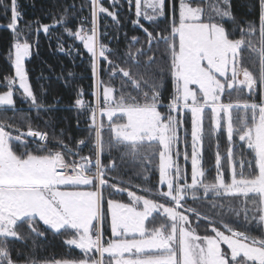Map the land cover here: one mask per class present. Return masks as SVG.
Listing matches in <instances>:
<instances>
[{
  "label": "snow or ice",
  "instance_id": "1",
  "mask_svg": "<svg viewBox=\"0 0 264 264\" xmlns=\"http://www.w3.org/2000/svg\"><path fill=\"white\" fill-rule=\"evenodd\" d=\"M90 3L88 29L83 21L75 31L67 27V9L53 25L41 27L48 33L50 27L64 26L68 36L79 40L90 55L94 102L86 101L81 89L74 106L87 113L89 136L94 134L95 159L72 149L62 133L56 136L53 132L50 137L48 132L29 126L27 132L15 129L18 134L13 135L6 130L12 125L0 123V264H18L12 258L9 241L25 240V227L35 237H44L47 231L54 235L71 232L72 238L66 243L81 250L84 258L52 264H264V0H258V20L238 19L233 14L232 0H134L136 19L132 23L144 38L141 42L140 37H131L132 44L120 63L110 58L119 57L100 40L98 30L99 14L106 13L118 24L117 13L104 7L101 0ZM128 3L132 5L133 0ZM4 11L11 13L7 27L14 42L8 58L14 76L5 77L8 90L0 94V108L14 105L13 87L17 84L33 106L43 107L25 68L32 45L20 39L17 0H9ZM142 19L149 22L151 31ZM161 22L165 27L157 31ZM161 43L165 48L158 57ZM136 44L140 47L133 52ZM247 56L255 57L257 74L245 66ZM101 61L108 65L110 81L120 80L119 88L100 78ZM165 78L171 80L173 88L167 103L163 97ZM129 86L132 91L127 90ZM245 90L250 100L232 101L234 93ZM206 111L212 134L226 127L230 145L238 136L250 150V158L240 160L238 171L229 147L228 180L219 151L214 182L204 180ZM183 113L191 114L190 183L186 169L174 159L179 157L176 146L183 125L182 115L178 119L176 114ZM104 117L111 136L107 142L109 152L122 150L121 159L141 163H150L158 154V190H140L159 195L170 204L110 183L109 168L101 159L106 147ZM50 142L56 147H49ZM85 143L83 139L78 141V145ZM188 159L185 152L184 160ZM111 170H115L114 161ZM109 187L116 193L127 192L129 202L107 199L105 207L104 190ZM197 188H202L205 196L211 192L215 197H242L241 206L229 205V210L238 221L243 215L246 228L255 221L261 228L260 236L236 230L221 219L222 231L211 217L186 207V195L192 190V198L197 199ZM186 213L195 217L197 227L200 220H208L214 235L198 234ZM158 217L164 222L156 226ZM106 222H110L111 238L105 237Z\"/></svg>",
  "mask_w": 264,
  "mask_h": 264
},
{
  "label": "trees",
  "instance_id": "2",
  "mask_svg": "<svg viewBox=\"0 0 264 264\" xmlns=\"http://www.w3.org/2000/svg\"><path fill=\"white\" fill-rule=\"evenodd\" d=\"M8 2L9 0H3V4H0V91L8 87L5 77L14 76V68L8 58V52L14 42L13 33L7 27L10 23L11 13L10 11L7 13L4 11V5ZM101 3L107 6L110 11L117 13L118 24L106 13H101L98 17V30L100 40L110 49H113L119 57L112 56L110 58L120 63L121 59L124 58V53L128 51L129 46L132 44L131 37L138 36L141 38V42L144 38V33L132 23L136 19L134 0L132 5H129L128 0H118V3L111 0H101ZM72 5H75V8L71 7ZM232 5L233 14L238 19L258 20V0H232ZM17 8L21 13V19L18 22V30L21 33L20 39H27L32 45V54L25 61L29 84L38 102L43 107L36 108L31 104L29 98L20 95L19 91L16 90L15 104L0 108V122L12 125L9 128L11 130L18 128L20 131H26L29 126L33 130H44L49 133L50 137L53 132L56 136H61L62 133V139L72 149L79 151L81 156H91L95 159L94 134L91 137L89 136L87 113L74 106V101L81 89L84 93L83 98L86 101L94 102L92 96L94 78L90 55L79 40L68 36L64 31V26L57 24L50 27L48 33H44L41 27L42 25H53L54 19L59 20L61 15L65 14V9H67L69 19L67 27L75 31L83 21L84 27L86 29L90 28L92 10L90 0H17ZM141 22L144 23L145 27H149L148 21L142 19ZM164 27L165 22H161L157 31ZM226 27L230 28L231 25L227 24ZM149 30L151 31L152 28L149 27ZM61 47L63 50H61ZM136 47H140V45H134L132 47L133 52ZM164 48L165 46L161 43L159 45L160 51L156 53L158 57L164 51ZM141 59L146 58L142 57ZM121 66L127 67L128 65L121 64ZM245 66L249 67L254 74L258 73V64L255 62L254 56L246 57ZM133 71L135 72L136 69L133 68ZM100 78L105 83L111 82L117 88L120 86L118 78L110 81L108 65L103 61L100 63ZM127 90L132 91L131 86ZM172 91L171 80L165 78L163 89L165 103H167ZM240 94H242L241 97H236V94L232 95V101L250 100L247 92L244 91ZM185 115L183 125L184 131L187 130V136L185 132L183 134L189 143L191 142V115L190 113ZM204 123L202 165L205 170V179L208 181L215 178L216 152L219 151L222 157L221 166L225 172L226 180H228L230 173L227 152L231 145L227 139L226 129L222 128L218 133L212 134L208 112H206ZM103 135L106 147L101 159L102 163L109 168L108 173L111 174V181L121 188L127 187L132 191H136L138 195L149 196V198L156 199L159 202L170 204L171 202L162 200L160 196L150 195L140 190L141 188H149L152 189L153 193L157 192L159 182L158 154L151 158L150 163L147 161L143 163L133 161L131 158L121 159L122 150L112 149L109 152L107 149V142L111 138L108 125L105 127ZM32 139L28 138L29 141ZM81 139L86 141L84 145H78V141ZM232 144L234 161L239 171L240 160L249 159L250 150L239 142L238 136H234ZM49 147L55 148L56 145L50 142ZM181 149L182 143H179L178 151ZM75 159H79V157H75ZM113 161L115 162L114 171L111 170ZM187 169L189 173L191 167L188 166ZM245 172L247 173L246 166ZM104 197L106 207L107 199H126V193H116L109 187L104 190ZM196 197L195 200L187 198L188 205L197 209L201 214L211 217L212 220L216 221L215 226L220 230H225L219 223L222 219L236 230L248 231L251 235L260 236L261 228L257 226L255 221L247 224L246 228L243 215L238 221L233 213H228L227 198L213 195L203 196L201 193ZM213 203L217 206L213 207ZM221 204L224 207H219ZM189 217L198 234L214 235L208 226V220H200L197 227L195 217L191 213ZM162 222H164L163 217H158L156 226ZM41 230H44L42 224ZM104 232L106 238H111L110 222L105 223ZM22 234L26 235L25 240L9 241L12 258L17 260L18 264H32V262L34 264H52L56 260H79L84 258L81 250L66 243L67 233L54 235L51 231H47L44 237H35L29 234L25 227Z\"/></svg>",
  "mask_w": 264,
  "mask_h": 264
},
{
  "label": "rangeland",
  "instance_id": "3",
  "mask_svg": "<svg viewBox=\"0 0 264 264\" xmlns=\"http://www.w3.org/2000/svg\"><path fill=\"white\" fill-rule=\"evenodd\" d=\"M111 1H113V0H111ZM103 5V4H102ZM104 6V5H103ZM104 7H106V8H108L107 6H104ZM109 9V8H108ZM109 11H110V9H109ZM100 15V14H99ZM42 30H43V28H42ZM25 68H26V64H25ZM27 71V70H26ZM8 90V87L6 88V89H4V90H1L0 91V94H3V92H5V91H7ZM16 90H18L19 91V93H20V95H22V96H24L23 94H22V90H20L19 89V87H18V84L17 85H15L14 87H13V93H14V95H13V100H14V104H15V101H16ZM245 92H246V90H245ZM243 93V92H242ZM235 94V93H234ZM233 94V95H234ZM236 97H241L242 96V94H236L235 95ZM26 97V96H25ZM237 99H239V98H237ZM6 107H10V106H6ZM207 112V111H206ZM186 113H183V114H176L177 115V118L178 119H180L181 118V115H182V118L184 117V116H186L185 115ZM242 114V113H241ZM191 115V114H190ZM205 117H206V114H205ZM104 119V123L106 124L105 125V127H107V118L106 117H104L103 118ZM115 119V118H114ZM0 123H2V122H0ZM204 126H205V123H204ZM225 129H226V127H225ZM6 130H8V131H10V132H12V134L13 135H16V131L13 129V130H11V129H9V128H6ZM28 130V129H27ZM27 130L26 131H21V132H27ZM39 131H44V130H39ZM185 131H184V125H182L180 128H179V142H178V144H177V146H176V150H178V145H179V143H182V149L179 151V157H176V156H174V159H176L177 160V162L179 163V165L181 166V168L182 169H186V171H187V174H188V182L190 183L191 182V170H190V172L188 173V166H190L191 167V161H190V156H191V151H192V147H191V142H189L190 143V145H188L189 143H188V140H186V138L184 137L185 135L183 134ZM186 142H187V144H186ZM240 142V141H239ZM241 144H243L244 145V143L243 142H240ZM233 146V144H231V147ZM245 146V145H244ZM246 147V146H245ZM232 149H233V147H232ZM185 152H187L188 153V156H189V159L187 160V161H185L184 160V153ZM202 154H203V152H202ZM94 160V159H93ZM202 167H203V165H202ZM107 178H109V181H110V183H113L112 181H111V174H109L108 173V177ZM204 180H205V182H214V179L213 180H206L205 178H204ZM163 190H165L166 191V187H164L163 188ZM126 193V199H116V200H119V201H121V202H125V203H128L129 202V198H128V196H127V192H125ZM195 193H196V196L197 195H199V193H201L203 196H205L204 195V191H203V189L202 188H197L196 190H195ZM209 195H213L211 192L207 195V196H209ZM158 197H159V195H157ZM187 198H192V190H189V192H188V194L186 195V198H185V201H184V204H185V206L186 207H190L189 205H188V203H187V201H186V199ZM223 198H227V205H228V207H229V205H231L232 207H235V208H239L241 205H240V202H241V200L243 199L242 197H223ZM109 199H112V198H109ZM162 200H164V198L162 197L161 198ZM164 201H166V200H164ZM166 202H170V201H166ZM249 207H252V205L251 204H249ZM190 208H192V207H190ZM181 211H183V209H180ZM228 213L229 214H232V212L230 211V210H228ZM186 214H188V215H190V213H186ZM249 215H251V213L249 214ZM67 233V236H66V239H71L72 238V234H71V232L69 231V232H66ZM227 234V233H226ZM98 255V254H97Z\"/></svg>",
  "mask_w": 264,
  "mask_h": 264
},
{
  "label": "built area",
  "instance_id": "4",
  "mask_svg": "<svg viewBox=\"0 0 264 264\" xmlns=\"http://www.w3.org/2000/svg\"><path fill=\"white\" fill-rule=\"evenodd\" d=\"M41 132H46V131H41Z\"/></svg>",
  "mask_w": 264,
  "mask_h": 264
},
{
  "label": "crops",
  "instance_id": "5",
  "mask_svg": "<svg viewBox=\"0 0 264 264\" xmlns=\"http://www.w3.org/2000/svg\"><path fill=\"white\" fill-rule=\"evenodd\" d=\"M3 107H6V106H3Z\"/></svg>",
  "mask_w": 264,
  "mask_h": 264
}]
</instances>
